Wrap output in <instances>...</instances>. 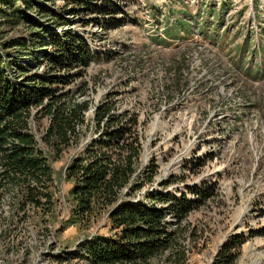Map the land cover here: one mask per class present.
<instances>
[{"label": "rangeland", "instance_id": "obj_1", "mask_svg": "<svg viewBox=\"0 0 264 264\" xmlns=\"http://www.w3.org/2000/svg\"><path fill=\"white\" fill-rule=\"evenodd\" d=\"M105 1L120 10L113 15L115 28L109 15L91 9ZM256 2L257 43L248 0H37L31 15L39 26L0 27L1 39L29 36L31 28L70 31L93 56L86 68L46 70L44 64L33 72L72 74L61 91L88 100L89 126L75 148L57 160L49 157L54 205L46 224L38 213L11 220V195H4L0 264H90L81 256L82 245L93 234H110L103 214L88 225L67 223L72 180L66 165L95 137L90 118L100 105L114 114L137 115L141 165L153 160L157 166L153 182L132 199L147 204L148 193H169L194 200L181 222L167 216L174 254L169 250L150 264H174L178 251L184 253L180 264H210L237 234L245 242L233 264H264V0ZM50 12L61 26L47 19ZM169 14L178 16V24L167 35L179 37L159 44L151 34ZM31 42L29 53L44 49ZM251 47L255 59L246 52ZM45 124V118L35 124L37 136Z\"/></svg>", "mask_w": 264, "mask_h": 264}, {"label": "trees", "instance_id": "obj_2", "mask_svg": "<svg viewBox=\"0 0 264 264\" xmlns=\"http://www.w3.org/2000/svg\"><path fill=\"white\" fill-rule=\"evenodd\" d=\"M36 1L0 0V27L39 26L31 15ZM92 7L111 17L110 28L118 26L112 20L120 11L117 6L105 1ZM47 19L54 26L63 24L54 12ZM29 32V36L0 38V205L4 195L10 194L11 220L25 219L27 212L29 217L38 213L40 222L46 224L54 205L49 157L57 160L79 144L89 126V102L61 91L72 74L33 72L44 64L46 70L86 68L93 56L87 44L70 31L44 34L31 28ZM27 37H31L28 44L38 41L44 49L29 53ZM111 109L107 105L95 108L90 118L95 137L66 165L65 176L72 180L67 223L88 225L104 215L110 234H93L81 248V256L90 264H150L169 250L174 254L176 242L167 216L181 222L193 209L194 200L169 193H148L147 204L132 199L153 182L157 166L153 160L141 165L137 115L114 114ZM41 118L46 124L37 136L35 124ZM244 242L242 234L230 236L210 264H233ZM178 253L181 256L174 258V264L184 258L182 251Z\"/></svg>", "mask_w": 264, "mask_h": 264}, {"label": "built area", "instance_id": "obj_3", "mask_svg": "<svg viewBox=\"0 0 264 264\" xmlns=\"http://www.w3.org/2000/svg\"><path fill=\"white\" fill-rule=\"evenodd\" d=\"M147 15H148V16H149V15L151 16V14H150L149 11H147ZM174 21H175V19H174V18H171L169 24H173ZM163 25H164V23H163L162 20H160L158 24H155L156 27H155V29H154V33L151 34V35H154V36H160V35H161V32H162V30H163ZM214 43L218 46V43H217V42H214ZM157 46H159L158 48L164 49V47H162V46H160V45H157Z\"/></svg>", "mask_w": 264, "mask_h": 264}]
</instances>
